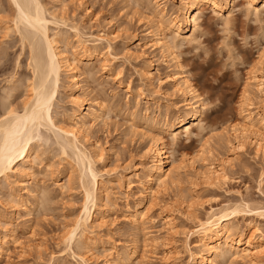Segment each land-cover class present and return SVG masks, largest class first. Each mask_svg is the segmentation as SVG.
<instances>
[{
    "label": "rangeland",
    "instance_id": "rangeland-1",
    "mask_svg": "<svg viewBox=\"0 0 264 264\" xmlns=\"http://www.w3.org/2000/svg\"><path fill=\"white\" fill-rule=\"evenodd\" d=\"M43 1L49 7L55 3V0ZM62 1L68 5L67 24H60L59 28L51 25L50 32L60 31L69 46L75 44L74 24H79L88 34L105 32L114 38V56L107 55V66L99 57L77 63L81 86L78 96L87 107L102 103L105 109L104 119L94 123L89 120L88 141L84 143L102 154L95 167L107 188L103 207L99 204L95 213L99 220L90 229L93 243L81 253L88 264H105L106 260L120 264L118 253L135 247L131 264H195L196 260L190 261L188 249L199 251L195 246L197 236L193 233L197 219L189 217L186 205L192 203L199 217L205 216L212 206L220 208L241 200L250 205H264L263 156L248 146L235 157L229 155L225 143L219 142L224 127L241 121L245 89L250 88L254 94L257 91L252 77L261 72L260 65L264 61V0H233L231 8L223 11L203 5L198 12L201 13L198 32L190 40L177 42L174 53L204 100L205 112L204 129L195 128L190 138L182 130L177 131L180 137L176 144L165 120H172L178 113L187 114L188 108L170 79L177 70L175 60L151 45L148 28L152 25L149 18L153 17L154 1ZM158 1L174 10L181 0ZM12 7L9 0H0V111L7 100L15 104L13 106L21 104L26 96V77L31 74L26 62L28 48L21 50L19 35L12 29ZM59 13L57 16L62 15ZM227 16L231 17L229 23L225 20ZM4 25L11 28L10 32L3 29ZM185 33L191 34L190 27ZM166 34L172 36L170 30ZM171 41H175L173 37ZM135 55L141 57L137 59ZM149 63L154 72L151 85L139 72ZM63 78L65 82V76ZM18 84L20 89L14 90L8 99L11 89ZM139 91L146 97H139L136 107ZM72 108L61 87L54 109L57 119H64L67 124L64 116ZM158 133L169 161L174 162L172 168L183 159L188 162L190 158L197 159L201 150L211 148L218 153L216 165H223L227 179L218 185L206 186L197 183L201 171H205L201 161L195 163V169L191 165L180 170L177 167L168 189L148 209L147 219L136 226L133 214L143 203L141 182L150 164L146 149L149 137ZM52 140L39 146L41 156L23 177L22 184L18 177L0 182V247L3 251L0 264H82L74 255V252L80 254V243L76 241L70 248L63 241L64 231L78 217L83 201L78 184L79 167L74 165L73 159L62 156L57 145L51 144ZM228 155L232 158L229 162L225 161ZM163 208L176 211L174 229L159 214ZM233 222L239 227L238 232L243 231L247 237L256 226L259 228L256 234H264V218L252 213L240 212ZM220 264H264V257L257 263L226 259Z\"/></svg>",
    "mask_w": 264,
    "mask_h": 264
},
{
    "label": "bare ground",
    "instance_id": "bare-ground-1",
    "mask_svg": "<svg viewBox=\"0 0 264 264\" xmlns=\"http://www.w3.org/2000/svg\"><path fill=\"white\" fill-rule=\"evenodd\" d=\"M153 1L155 4L152 12L153 17L149 18L153 29L148 28V30L150 29L148 33H151L152 37L151 45L160 49L162 54H167L170 59L172 57L175 60L177 70L170 79H172L174 90L180 93L183 105L188 108L187 114L178 113L172 120L164 119L168 131L173 137V142L176 144L180 137L177 131L182 130L184 135L190 138L195 128L199 131L204 129L205 102L185 74L181 61L174 53V48L179 40H190L191 36L198 32L201 14L198 12L201 6L207 5L215 10L223 11L226 8H231L233 0H181L179 7L174 10L173 8L169 9L166 3L162 5L158 0ZM9 2L13 6L11 8L13 10L11 14L12 29L19 35L21 50L25 51L26 47L28 48L26 62H28L31 74L29 76L28 73V76H25L26 96L21 104L16 103L17 106H13L15 104L8 103L7 100L0 111V182L18 177V182L22 184L23 177L30 173L33 164L41 156L38 153L39 146L46 142L50 143V140L53 139L51 144L57 145L58 152L60 151L62 156L67 159L68 157L73 159L74 165L79 167L78 184L83 196L80 213L67 226L63 234V241L70 248L74 242L78 241L80 254L74 252V255L78 256L82 264H88V259L81 252L87 250L93 243L89 235L93 231L90 229L99 220L95 213L99 204L102 205L100 208L103 207L102 202H104L107 188L101 180L100 172L95 167L97 158L102 154L97 150L89 149L84 141H88L86 133L89 120L94 123L104 119L105 109L102 103L97 107L93 105L87 107V103L78 96L77 93L81 86L77 63L99 57L102 59L103 65L107 66V61H109L107 55L114 56L112 53L114 38L105 32L88 34L82 30L79 24H74L71 26L74 30L75 44L69 46V42L64 39L66 36L60 34V31H58L59 33L50 32L51 25H58L59 28L60 24L63 26L67 24L65 11H67L68 5L65 4V1L55 0L54 5H50L52 7L47 6L43 0H9ZM58 10H61L60 13ZM57 12L62 15L57 16ZM230 18L229 16L225 18L226 23L230 22ZM189 27L191 34L187 35L185 31ZM3 29L10 32L11 28L5 26ZM169 30L175 41H171V37H167L166 31ZM63 40H65L64 44ZM136 57L138 59L141 56L137 55ZM152 66L149 63L139 70L140 76L149 85L154 79ZM260 66L261 72L255 73L252 77V81L257 87L256 94L248 87L244 91L241 103V121L232 123L221 131L219 142L225 143L229 147V155L237 156L239 152L245 151L250 146L254 148L257 155H262L264 158V61ZM63 76H65V82ZM114 78L116 79V77ZM19 87L18 84L12 88L7 98H11V93ZM61 87L67 93L70 104L73 105L71 112L64 116L68 121L67 124L64 119H62L64 122L58 120L57 114L54 113ZM139 97H146L143 91H139L137 94L136 107L140 102ZM259 98H263V100L257 101L256 99ZM149 99L151 100V98ZM156 120H154L155 125L158 123ZM158 131L163 132V129L158 128ZM149 139L146 151L149 154L150 164L145 168V179L141 182L144 192L143 203L133 214L135 217L133 222L136 226L147 219L148 209L159 198V195L168 189V184L170 181L172 182L177 167L180 170L191 165L195 169V163L201 161L205 171H201L197 183L206 186L218 185L227 179V171L223 165H216L215 158L218 153L215 154L211 148L207 151L201 150L197 159H189L190 163L188 159H183L177 164L178 166L172 168L174 162L169 161L170 157L164 150L160 133L150 136ZM229 155L226 160H223L229 162L232 159ZM122 180L119 181V184L122 183ZM262 180L264 181V179ZM12 193L11 188L10 194ZM193 207L192 203L186 205V212L189 217L197 219V229L193 233L197 236L195 246L199 251L193 252L190 248L188 249L191 262L196 260L195 264H220L226 259L234 261L239 259L257 263L264 257V234H256L259 228L256 226L247 237L243 231L238 232L239 227L233 222L235 216L240 212H248L253 216L264 218V205H250L249 202L241 200L228 203L220 208L212 206L203 217H199ZM175 212V210L168 211L164 208L159 211L171 229L175 228L173 224L175 223ZM248 225L250 226L251 223ZM186 247H189L188 243H186ZM2 252V247H0V255ZM135 252L136 249L133 247L129 252L120 255L118 253L117 260L121 262L120 264H131L129 262ZM115 263L106 260L105 264Z\"/></svg>",
    "mask_w": 264,
    "mask_h": 264
}]
</instances>
